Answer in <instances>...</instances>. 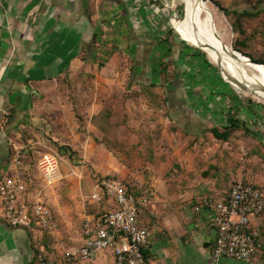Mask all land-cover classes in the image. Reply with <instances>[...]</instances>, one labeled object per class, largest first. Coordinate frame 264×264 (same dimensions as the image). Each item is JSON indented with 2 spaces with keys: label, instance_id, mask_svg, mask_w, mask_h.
Wrapping results in <instances>:
<instances>
[{
  "label": "crops",
  "instance_id": "1",
  "mask_svg": "<svg viewBox=\"0 0 264 264\" xmlns=\"http://www.w3.org/2000/svg\"><path fill=\"white\" fill-rule=\"evenodd\" d=\"M167 32L145 0H0V171L15 148L24 169L44 135L71 140L82 127L98 172L148 198L139 209L147 264H211L202 201L224 199L235 181L264 183V149L241 125L218 139L214 158L195 149L196 137L213 136L211 120L239 116L215 113L208 95L223 89L201 54ZM251 224L263 235L252 257L216 264H264V211ZM40 234L0 217V264H34Z\"/></svg>",
  "mask_w": 264,
  "mask_h": 264
},
{
  "label": "built area",
  "instance_id": "2",
  "mask_svg": "<svg viewBox=\"0 0 264 264\" xmlns=\"http://www.w3.org/2000/svg\"><path fill=\"white\" fill-rule=\"evenodd\" d=\"M22 163L23 154L15 148L6 174L0 176V217L11 227L51 234L55 222L50 208L41 201L26 198L27 186L19 169ZM59 163V156L50 150L36 159L35 167L45 186L60 179ZM10 170L13 173L7 174ZM91 198H105L112 205L86 216L80 243L63 249L60 255L46 254L36 237L34 264H147L143 248L149 231L139 222V209L148 198L135 194L122 179L111 175L98 179ZM202 202L211 210L210 226L215 231L210 247L211 264L221 257L249 260L263 242L262 232L251 224V218L264 211V183L235 181L224 199L208 196Z\"/></svg>",
  "mask_w": 264,
  "mask_h": 264
},
{
  "label": "rangeland",
  "instance_id": "3",
  "mask_svg": "<svg viewBox=\"0 0 264 264\" xmlns=\"http://www.w3.org/2000/svg\"><path fill=\"white\" fill-rule=\"evenodd\" d=\"M145 1L147 5L153 3L154 9L160 15V23H163L168 29L167 33L175 36V39L180 38L187 41L188 43H186L203 57L206 63L205 69L211 71L213 79L219 83H215L217 89L218 86L223 89L222 93L215 91L214 97L213 94L208 95L212 103H218L221 106V109H215V113L224 115L233 112L239 116L238 119L248 126L244 125L247 129L246 133H254L260 139V145L264 149V102L241 91L228 80L215 63V65L213 64L203 49L192 46L198 43L189 31L187 9L181 0ZM205 1L215 19L218 31L222 35V43H230L232 49L237 48V51L245 53L248 57L251 56L254 59L264 61V0ZM244 11L255 12L256 15H244L242 14ZM219 71L229 83L220 77ZM213 79L211 82L214 83ZM211 82L208 80L206 86L209 89H216L213 88ZM208 93L206 91V94ZM211 97H213L212 100ZM215 122H219V119L211 120L210 125L214 126ZM216 126L221 129V125ZM208 129L207 131H209ZM85 130L79 126L72 129L69 136L71 140H60L44 135L42 140L44 144L40 150H50L56 153L60 161L61 177L53 185L45 186L36 170L35 162L40 153L36 154L35 159L29 160V167L19 168L27 186L26 198L31 201H41L50 208L53 214L55 227L52 233H43L38 237L48 255H60L63 249L78 245L83 215L100 213L110 205L105 198L92 200L91 194L101 176H118L100 173L95 168L92 159V145L87 143L85 135L82 134ZM79 138L83 139L80 140ZM79 140L82 143H79ZM195 141V149L206 151L210 159L214 158L215 153L221 147L219 140L210 135H204L201 140L196 137ZM202 146L204 147L202 148ZM262 153L264 156V152ZM11 157L12 155L10 158L8 157L4 163L5 166L9 164ZM12 173L10 170L7 174ZM5 174V170L0 171V176ZM123 182L128 188L127 183Z\"/></svg>",
  "mask_w": 264,
  "mask_h": 264
},
{
  "label": "bare ground",
  "instance_id": "4",
  "mask_svg": "<svg viewBox=\"0 0 264 264\" xmlns=\"http://www.w3.org/2000/svg\"><path fill=\"white\" fill-rule=\"evenodd\" d=\"M181 1L187 9L189 31L198 43L193 46L203 49L213 64L215 63L228 80L234 83L241 91L264 102V92L257 89L258 85L264 84V67L250 63L244 57L246 55L232 49L229 45L230 43H222V35L218 31L215 19L205 0ZM232 50L236 51V53L233 54ZM233 79L237 80L234 81ZM237 81L245 84L246 87L242 88Z\"/></svg>",
  "mask_w": 264,
  "mask_h": 264
},
{
  "label": "trees",
  "instance_id": "5",
  "mask_svg": "<svg viewBox=\"0 0 264 264\" xmlns=\"http://www.w3.org/2000/svg\"><path fill=\"white\" fill-rule=\"evenodd\" d=\"M225 11V9H223ZM242 14L244 15H249V16H252V15H256L255 12H250V11H244ZM237 48H235L236 50ZM242 54L245 55V53L242 52ZM252 60L256 61V62H259V63H264V61L262 60H257V59H254L253 57L249 56ZM10 115V114H9ZM244 126L243 123H241L238 119H235L233 117H230L228 119V122L221 126V129L217 126H211L208 130L211 132V134L213 135V137L217 138V139H221V140H224L228 137V135L230 134V132L232 130H234L237 126ZM247 130V129H245Z\"/></svg>",
  "mask_w": 264,
  "mask_h": 264
},
{
  "label": "water",
  "instance_id": "6",
  "mask_svg": "<svg viewBox=\"0 0 264 264\" xmlns=\"http://www.w3.org/2000/svg\"><path fill=\"white\" fill-rule=\"evenodd\" d=\"M184 41H185V40H184ZM186 42H187V41H186ZM187 43H188V42H187ZM192 46H193V45H192ZM232 52H233V54L236 53V51H234V50H232ZM238 53H239V52H238ZM242 56H244V55H242ZM244 57H246V58L250 61V63L256 64V65H261V66L264 67V63L256 62V61L252 60L251 58H249L248 56H244ZM219 75H220V77H221L225 82L229 83L228 80H226V79L221 75L220 72H219ZM233 80L236 81L237 79H233ZM237 83H238L242 88H245V87H246V85L243 84V83H241L240 81H237ZM257 89H259L260 91L264 92V84H260V85H258V86H257Z\"/></svg>",
  "mask_w": 264,
  "mask_h": 264
}]
</instances>
